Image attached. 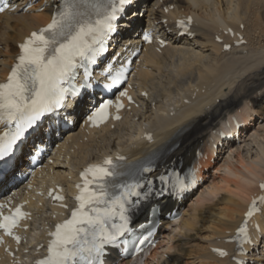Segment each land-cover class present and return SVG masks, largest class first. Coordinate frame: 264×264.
Wrapping results in <instances>:
<instances>
[{
    "label": "bare ground",
    "instance_id": "obj_1",
    "mask_svg": "<svg viewBox=\"0 0 264 264\" xmlns=\"http://www.w3.org/2000/svg\"><path fill=\"white\" fill-rule=\"evenodd\" d=\"M33 1L36 0H10L11 5H16V10L0 16V81L6 79L19 53V43L31 31L51 20L53 9L45 5L51 4L52 0H38L29 9L20 10ZM139 2L149 4L146 21L168 44L161 51L147 46L143 52L142 62L135 71L134 78V84L139 87V107L133 106L122 121L101 130H89L87 133L86 129H74L69 132L52 165L55 178L66 185L70 181L69 177L73 176L74 169L105 154L127 156L128 161L134 162L177 142L178 147L165 156V164L178 162L180 159L191 163L202 152L199 174L206 179L211 175L210 166L216 138L220 137L221 130H228L232 118L239 120L243 136L253 131L255 120L264 119V0ZM211 5L215 7L214 12L207 13ZM134 9L130 10L132 14L127 25L138 28L142 19L136 18ZM188 14L194 16L193 38L179 36L180 29L175 28L176 17ZM227 28L244 34L246 43L225 51L224 44L216 42L215 38L219 34L226 39V43H233L224 34ZM122 30L130 31L126 28ZM129 36L134 43L138 42L132 33ZM176 55L179 57L171 64ZM142 89L149 91V100L140 95ZM263 122L250 134V139L231 149L224 163L217 168L224 174L218 175V180L213 175L205 190L186 209L182 208L184 198L177 202L164 197L153 203L155 207L161 208L163 214L179 206L178 209H183L184 215L175 225V230L179 232L171 235L169 230L165 250H160L163 246L161 242L142 264L229 262V257L221 258L212 249H231L225 239L232 236L242 221L252 196L258 193L260 181H264ZM113 126L115 129H112ZM117 126H121L122 130L117 131ZM148 133L153 134V141L145 137ZM45 138L46 136L43 137L44 142ZM225 138L222 147L217 150L218 155L228 150L230 143L235 144L234 139L227 140L228 134ZM255 143L257 146L251 147ZM61 154L63 157H60ZM24 159L23 157L22 160ZM43 183H50V180L45 179ZM39 201L42 206L36 204V210L32 214L34 232L27 231L28 237L38 238L37 244L44 236V227L53 220V214L56 213L53 207V213H48V204L43 198H39ZM44 213V217L38 218V214ZM142 218L149 219L148 215ZM162 220L168 223L159 228V235L164 237L171 221ZM260 227L264 233V223ZM258 239L259 234L256 233L254 241L258 242ZM166 250L173 251L167 253ZM119 264L130 262L124 260Z\"/></svg>",
    "mask_w": 264,
    "mask_h": 264
},
{
    "label": "snow or ice",
    "instance_id": "obj_2",
    "mask_svg": "<svg viewBox=\"0 0 264 264\" xmlns=\"http://www.w3.org/2000/svg\"><path fill=\"white\" fill-rule=\"evenodd\" d=\"M128 3L130 0H52L45 5L53 9L51 21L46 27L32 31L18 45L17 62L7 81L0 83V124L8 127L0 134V162L34 155L40 150L39 145L44 144L48 123L63 121L61 113H71L78 106L87 107L91 103L88 88L95 81L91 66L100 67L103 82L95 83L105 93L126 81L124 64H115L119 54L105 58L109 53V36L118 27L115 23L118 14ZM10 7L8 0H0V13ZM30 7L31 4H25L20 10ZM179 26L185 27V23L180 21ZM143 39L150 41L151 37L146 33ZM81 69L82 82L78 80ZM119 95L131 101L126 91H120ZM113 103L112 99L101 100L92 107L87 119L98 126L109 118L108 109ZM115 106L119 110L123 103L117 100ZM55 130L53 128V134ZM31 134L37 139L29 145L26 141ZM17 152L21 153L20 157L16 156ZM118 159L123 161L124 157ZM120 167L106 158L102 164L89 165L80 173V183L76 185L79 189L75 197L77 206L71 210L69 218L48 233V254L37 264H116L121 250H126V237L133 231L138 217L153 210L154 198L179 195L195 182L194 174L181 178L176 170H166L154 179H141L140 173L153 172L146 166L139 167L131 181L120 180V177L133 175L121 171ZM260 187L264 189V183ZM49 195L55 201L64 200L54 192L50 191ZM257 200L264 205V196L254 199L247 217L260 210ZM4 207L0 204V209ZM61 207L67 205L61 204ZM26 215L20 207L10 215L0 211V230L19 243L20 237L14 235L13 229ZM238 232L244 234L240 241V253L244 254L243 244L252 241L246 228L241 227ZM145 240L147 237L139 243ZM214 251H219L221 256L228 255L225 251Z\"/></svg>",
    "mask_w": 264,
    "mask_h": 264
},
{
    "label": "rangeland",
    "instance_id": "obj_3",
    "mask_svg": "<svg viewBox=\"0 0 264 264\" xmlns=\"http://www.w3.org/2000/svg\"><path fill=\"white\" fill-rule=\"evenodd\" d=\"M214 9H215L214 6H212V5L209 6V9L207 10V13H208V11L213 13V12H214ZM204 13H206V12H204ZM177 57H179V55H176V56L174 57L173 61H171V64L174 63V60H175V58L177 59ZM119 130L121 131V129H119ZM256 146H257V143H255L254 146H253V144L251 145V147H256ZM253 149H255V148H253ZM252 151H253V150H252ZM223 158H224V156H223ZM220 161H221V162H220ZM224 161H225V158H224V159H219V162L213 164V165H212L213 168L211 167V172H212L214 175L217 176V177H216V180H218V178H219V176H220L221 174H222V175L224 174L223 171H219V170L217 169L218 166H220L221 164L224 163ZM219 164H220V165H219ZM218 175H219V176H218ZM210 181H211V180H210ZM210 181L208 180V183H209ZM198 193H200V191H198ZM198 193H197V194H198ZM187 204H188V203H187ZM187 204H186V207L188 206ZM38 225H39V224H38ZM175 229H176L175 226H172V227H171V229H170V231H171V235H172V234L175 235V234H177V233L179 232V231L177 232V230H175ZM172 230H173V233H172ZM175 231H176V233H175ZM168 233L170 234V232H168ZM169 234H167V239H168ZM167 239H166V240H167ZM165 243L167 244V241H165ZM166 244H165V245H166ZM171 244H172V243H171ZM165 248H166V247H164V249H165ZM166 251L172 253L173 250H169V251L166 250ZM164 257L166 258L167 255H165Z\"/></svg>",
    "mask_w": 264,
    "mask_h": 264
}]
</instances>
